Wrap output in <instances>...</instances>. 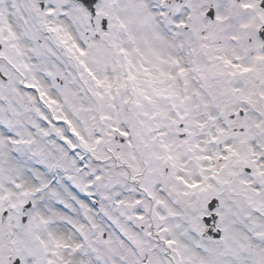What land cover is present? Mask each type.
<instances>
[{"label": "snow or ice", "instance_id": "6c2138e0", "mask_svg": "<svg viewBox=\"0 0 264 264\" xmlns=\"http://www.w3.org/2000/svg\"><path fill=\"white\" fill-rule=\"evenodd\" d=\"M0 264H264V0H0Z\"/></svg>", "mask_w": 264, "mask_h": 264}]
</instances>
